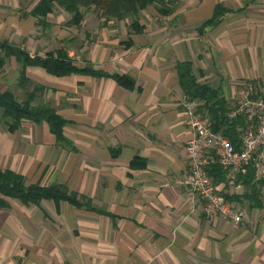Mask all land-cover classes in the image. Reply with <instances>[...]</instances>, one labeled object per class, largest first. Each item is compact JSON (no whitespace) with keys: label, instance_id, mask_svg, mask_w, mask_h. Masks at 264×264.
<instances>
[{"label":"crops","instance_id":"0c3cea01","mask_svg":"<svg viewBox=\"0 0 264 264\" xmlns=\"http://www.w3.org/2000/svg\"><path fill=\"white\" fill-rule=\"evenodd\" d=\"M167 1V14L155 5L142 9L136 31L129 17L98 24L93 12L92 22L84 15L68 25L70 14L57 6L42 26L29 12L36 0H0V31L9 27L10 34L1 39L31 55L61 47L77 65L133 81L127 87L111 75H54L22 67L13 55L5 59L0 81L8 77L14 89L0 91L22 100L41 86L32 104H48L66 119V140L46 121L25 118L8 131L0 117V169L23 174L27 184L62 183L88 202L7 198L0 264H264V186L260 206L251 207L241 183L216 182L243 211L235 225L207 218L202 200L182 182L185 104L198 102L186 97L177 72L178 62L189 60L196 80L220 89L231 105L244 82L264 92V0ZM216 3L230 10L199 33Z\"/></svg>","mask_w":264,"mask_h":264},{"label":"trees","instance_id":"16d2710c","mask_svg":"<svg viewBox=\"0 0 264 264\" xmlns=\"http://www.w3.org/2000/svg\"><path fill=\"white\" fill-rule=\"evenodd\" d=\"M153 3L156 10L161 14H167L172 10L170 1L167 0H36L29 12L37 18L39 24L46 26L48 24L45 20L46 15L57 6L70 14L66 24L78 25L83 19L84 11L93 8L97 10L98 16L105 20L131 16L130 26L139 31L142 26L138 22V14ZM229 10L222 3H216L211 16L197 25L198 32L201 33L206 28L217 24ZM12 55L22 64V67L39 65L54 75H65L73 72L111 75L127 87L132 86L133 83L127 74H109L101 69L93 68L89 63L83 66L77 65L64 48L49 50L44 55H31L27 49L0 38V67L3 66L5 59ZM177 72L179 84L186 97L191 101L196 100L199 110L209 117L212 129L221 131L232 141L234 147L238 148L241 143L240 132L244 126L243 115L237 113L230 116L233 105L224 98L220 89L209 83H201L196 80L189 60L178 62ZM26 79L27 77L21 70L18 82L23 84ZM39 88L41 86L37 85L31 91H26L22 100H17L9 89L0 91V117L5 122L8 131H14L20 125L21 120L25 118L34 122L46 121L50 131L55 134L58 140H66L62 131L66 119L48 104H32L35 91ZM209 174L215 183L225 180V170L218 164L211 165ZM237 178V181L243 185V195L251 200L250 206H260L264 177H255L252 167L249 166L246 173L239 174ZM224 194L229 200H232L231 195ZM7 198L18 199L26 205L38 204L42 198L53 199L55 202L67 200L76 206L88 202V200L81 201L76 192L68 191L62 183L45 185L34 182L27 184L23 174L4 168L0 169V208L8 209L10 207Z\"/></svg>","mask_w":264,"mask_h":264},{"label":"built area","instance_id":"2783aa9c","mask_svg":"<svg viewBox=\"0 0 264 264\" xmlns=\"http://www.w3.org/2000/svg\"><path fill=\"white\" fill-rule=\"evenodd\" d=\"M185 105L190 131L184 139L187 169L182 182L202 200L207 218L227 217L236 225L243 211L213 181L209 168L220 165L225 170V180L237 185V176L246 173L249 166L255 177H264V92L260 93L252 81L238 87L230 113L244 117L238 148L221 131L212 129L209 117L196 108V102Z\"/></svg>","mask_w":264,"mask_h":264},{"label":"rangeland","instance_id":"374dc122","mask_svg":"<svg viewBox=\"0 0 264 264\" xmlns=\"http://www.w3.org/2000/svg\"><path fill=\"white\" fill-rule=\"evenodd\" d=\"M154 3L153 4H149V6H150V9L151 10H153V7H154ZM94 13V15H95V17H96V20H98V24L100 23V22H105L106 20L105 19H103V18H101V17H99L98 16V14H97V10H95V9H93V8H90V9H87V10H85L84 11V15H86V17H87V22H89V20H91V22H92V20H95L94 18L92 19L90 16H88V15H90V13ZM139 16H140V14H138V18H139ZM130 19H132V17L131 16H128ZM129 19V20H130ZM88 26H93L94 24L92 23H88L87 24ZM9 29V27H4V28H2V30L0 31V36H7V37H9V33H7L6 34V32H7V30ZM5 31V33H3ZM1 79H5V78H3V77H1ZM9 88V89H14V85H13V83H10L9 81H8V77H7V79L5 80V81H0V90H2L3 88ZM5 165V160H1V155H0V168L1 167H3ZM10 199V198H9Z\"/></svg>","mask_w":264,"mask_h":264}]
</instances>
